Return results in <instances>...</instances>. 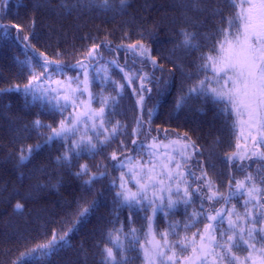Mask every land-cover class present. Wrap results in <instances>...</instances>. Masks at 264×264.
<instances>
[{"label": "trees", "instance_id": "1", "mask_svg": "<svg viewBox=\"0 0 264 264\" xmlns=\"http://www.w3.org/2000/svg\"><path fill=\"white\" fill-rule=\"evenodd\" d=\"M256 1L259 4L260 0ZM110 3L111 7L105 9L92 4L91 0H0V23L11 27L13 37L0 38V89H9L17 84L22 87L30 79L27 67L20 63L26 57L23 43L28 42L23 41L24 36H28L35 49L44 53L49 60L66 65L84 60L90 48L100 45L98 51L103 59L98 61V66L106 68L120 84H125L120 107L112 119L127 125L126 134L121 135L119 140L94 157L84 155L78 161L74 160L71 168L57 163L56 157L64 150L58 142L35 152L29 161L22 164L19 160L21 150L42 144L50 134L48 128L34 127L33 121L39 119L43 124L56 127L74 110L68 108L63 115L49 113L42 111L38 104H27L22 93L0 92V264H24L26 254L50 240L54 231L58 235L63 234L72 227L77 202L85 198H96L100 204L86 222L70 233L69 246L49 259L35 260L28 256L29 264H101L103 248L112 246L108 239L109 231L121 226L125 233L130 227L136 228L140 245L148 247L150 236L146 234L143 213L133 215L131 221L126 209H119L118 215H114V190L109 187L112 180L119 182L121 176V171L113 166L116 162L110 156L116 153L119 159H123L126 155H135L132 139H137L138 143L151 142L155 137L159 142L169 144L187 134L203 153L193 158L191 167L198 176L201 175L195 160L202 161L221 195L227 196L229 184L234 186L235 181L244 180L248 173H251L258 187L264 188V184L260 183L264 180V160H244L242 171L235 162L225 163L226 156L236 151L237 143L242 148L245 145L252 147L244 139H237L238 134H234L231 128L232 117L219 115L217 107L199 99H193L188 107L175 111L177 99L204 79V75L198 73L202 63L200 56L210 52L213 44L220 39L218 30L227 27V20L235 17L237 9L231 6L229 0H201L198 7L193 6L191 0H127L123 8L119 0H110ZM246 7L241 6L242 9ZM16 25L19 29L14 27ZM182 30L196 33L199 50L182 47ZM18 32L20 42L14 39ZM33 35L35 38H32ZM134 44H143L150 49L151 56L163 70L153 69L149 61L138 52L131 51L129 46ZM27 54L31 55L32 50H27ZM107 61H115L124 71L120 72ZM85 63L89 62L85 60ZM40 71L37 68V72ZM141 72L154 73L162 83L159 90L155 83H150L151 94L145 93V120L147 110L158 105L157 114L151 122V133L134 137L131 133L140 116L136 103L139 81L133 79L132 84L128 85L124 74L134 77ZM77 74L76 71H67L65 76L53 71L46 86L60 89L61 85H57L56 81L66 84L67 77ZM208 75L211 76V73ZM89 78H92L91 67ZM164 81L168 83L165 85ZM133 89H136L135 93ZM91 91L103 96L116 94L111 84L102 89L93 83ZM91 106L97 110L101 107L95 100ZM200 108L204 109L203 113L198 111ZM120 141L127 148L126 152H121ZM68 146H71V142ZM259 150L264 152V145ZM138 158L142 161L147 159L146 156ZM81 164H87L93 173L105 171L108 174L106 179L95 184V193L86 191L83 180L87 177L73 175ZM100 192L104 193L103 198L99 196ZM173 199L178 197L174 195ZM243 199L247 197L231 202L241 213L244 211L241 206ZM193 201H196L195 196ZM261 202L264 203V196ZM18 203L23 205L20 210L16 209ZM230 206L223 205V202L214 204L215 208ZM205 207L211 210V206ZM198 209L199 203L194 202L188 211ZM185 220L183 206L175 215H157L154 224L156 238L159 240V233L168 230L169 223H182ZM197 227L202 229L204 225ZM195 231L197 228L191 229L187 235L191 236ZM183 235L185 233L181 231ZM175 239L169 237L170 241ZM236 254L243 258L248 252L239 250ZM125 255L129 257L128 264H145L142 251L131 250Z\"/></svg>", "mask_w": 264, "mask_h": 264}, {"label": "snow or ice", "instance_id": "2", "mask_svg": "<svg viewBox=\"0 0 264 264\" xmlns=\"http://www.w3.org/2000/svg\"><path fill=\"white\" fill-rule=\"evenodd\" d=\"M191 2L193 6L198 7L201 0ZM91 3L105 9L111 7L110 0H91ZM119 3L123 8L127 0H119ZM229 3L237 9L235 17L227 20L226 28L218 30L220 39L213 44L210 52L200 56L202 63L198 73L203 74L204 79L188 88L187 92L177 99L175 111L179 112L188 107L191 100L199 99L217 107L219 115L232 117L233 133L238 134V140L244 139L251 143L252 147L245 145L242 148L237 143L236 151L226 156L225 163L235 162L242 171L244 160H264V152L259 150L260 146L264 145V0H260L259 4L252 3L251 0H229ZM242 5L247 7L242 9ZM14 27L19 29L18 25ZM182 35V47L199 50L196 33L182 30ZM0 38H13L9 25L0 23ZM14 39L20 42L19 32ZM23 41L28 43H23L26 57L20 63L27 67L30 79L22 87L17 84L9 89H0V92L22 93L27 104H38L42 111L49 113L63 115L68 108L74 111L65 120L59 121L56 127L43 124L39 119L33 121L34 127L48 128L50 134L42 144L37 143L34 147L29 146L26 150H21L19 160L22 164L29 161L35 152L58 142L64 150L56 157V161L71 168L74 160L78 161L84 155L94 157L109 144L119 140L121 135L126 134L127 125L112 119L120 107L125 84L113 79L103 66H98V61L103 59L102 53L98 51L100 45L90 48L84 60L66 65L49 60L44 53L35 49L28 36H24ZM129 47L131 51L138 52L149 61L153 69L163 70L151 56L150 49L143 44ZM29 49L32 50L31 55L27 54ZM85 60L89 63H85ZM106 63L112 64L120 72L124 71L115 61ZM37 68L42 71L37 72ZM50 69L52 71H49ZM53 71L65 76L67 71H76L78 74L75 77H67L66 84L56 81L61 88L51 89L46 86V81L51 80ZM208 73H211V76ZM124 75L128 85L132 84L133 79L139 81L136 103L140 108V116L135 121L136 126L131 134L134 137L150 134L151 122L157 114L158 105L147 110L145 120V93L151 94L152 89L148 87L150 83H155L159 90L162 82L154 73L150 75L141 72L134 77L128 76L127 73ZM93 83H97L102 89L111 84L116 94H94L91 91ZM163 83L166 85L168 82ZM133 92L135 93L136 89H133ZM160 94L164 95L162 91ZM94 100L101 105L98 110L91 106ZM198 111L203 113L204 109L200 108ZM120 143L121 152H126L123 141ZM131 144L135 155H126L123 159H119L116 153L110 156V159L116 162L113 166L121 171L119 182L112 180L109 185L114 190L113 202L116 207L113 208V213L118 215L119 209H126L129 221L133 215L139 216L143 213L146 234L151 236V240L148 247L140 245L138 230L134 227H130L127 233L122 226L110 230L108 239L112 246L103 248L101 264H128L129 257L125 253L131 250L142 251L145 264H264V203L261 202L264 188L257 186L251 173H248L244 180L235 181L234 186L230 183V191L224 196L219 193L215 181L208 175L202 161L195 160L201 175L198 176L191 167L193 158L202 156L203 153L187 134L178 140L170 141L169 144L159 142L155 137L151 142L138 143L137 139H132ZM141 156H146L147 159L142 161L138 158ZM209 166L215 167L212 164ZM73 175L78 178L87 177L83 180L85 189L88 193H95V184L106 179L108 174L105 171L93 173L87 164H81ZM260 183L264 184V180ZM174 195L178 199H173ZM99 196L103 198L104 193L100 192ZM193 196L196 201H193ZM245 196L247 199L242 200L244 211L241 213L231 202ZM194 202L199 203V209L189 212L188 209ZM218 202L231 206L215 208L214 204ZM99 204L100 200L96 198L78 201L72 227L61 235L54 231L50 240L37 245L26 254L24 264H29L28 256L35 260L49 259L69 246L70 233L86 222ZM205 205L211 206V210ZM181 206L184 208L186 220L182 223H169L168 230L160 232L158 240L154 230L157 215H175ZM22 208L23 205H16L17 210ZM254 209L256 211H253ZM200 224L204 225L202 229L197 227ZM193 228H197V231L188 236L187 233ZM181 231L185 235L181 236ZM170 236L176 239L170 241ZM239 250H246L247 256H238L236 251Z\"/></svg>", "mask_w": 264, "mask_h": 264}, {"label": "rangeland", "instance_id": "3", "mask_svg": "<svg viewBox=\"0 0 264 264\" xmlns=\"http://www.w3.org/2000/svg\"><path fill=\"white\" fill-rule=\"evenodd\" d=\"M252 3L258 4V1L256 0H251ZM150 240H151V236H150Z\"/></svg>", "mask_w": 264, "mask_h": 264}]
</instances>
